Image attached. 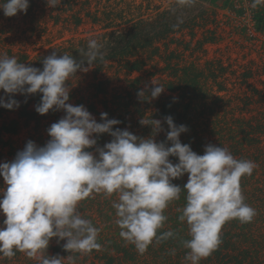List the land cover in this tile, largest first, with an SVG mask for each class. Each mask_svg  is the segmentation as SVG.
Instances as JSON below:
<instances>
[{"label":"trees","instance_id":"trees-1","mask_svg":"<svg viewBox=\"0 0 264 264\" xmlns=\"http://www.w3.org/2000/svg\"><path fill=\"white\" fill-rule=\"evenodd\" d=\"M251 3L252 0H201L185 6L175 1L167 8L159 9L157 5L148 12L151 7L130 0H87L83 10L74 9L72 0H61L55 8L48 7L46 0H29L30 6L23 13V18L25 14L26 19L29 16L31 24L37 25L41 19L37 12L41 11L49 13L53 23L62 22L65 28L71 24L77 27L91 24L95 27L98 25L99 29L88 37L77 40L70 38L67 40L69 45H62V51L33 54L34 50L26 44H35L31 38L36 31L31 33L28 40H24L19 33L21 31L15 32V24L3 23L0 19V56L7 54L15 57L19 63L43 70V60L53 52L57 56L68 54L78 60L84 59L80 55L81 50L86 51L89 40L96 39L103 45L104 59L92 65L107 66L122 58L127 75L136 73L137 76L129 79L125 90L122 86L114 88L112 98L109 97V89L105 88V83L109 85L111 78L100 79L93 93L94 100L91 101L93 114L101 120V113H107L109 119L121 122L113 130L127 129L138 138L153 136L152 126L141 125V119L160 120L163 131L155 134L154 138L156 142H166L169 146L170 142L166 140L168 125L164 121L165 117L171 116L177 126H187L188 131L180 135L181 143L190 145L197 154L203 155L205 146L211 144L226 148L238 160L255 162L257 167L253 174L242 177L240 184L245 203L255 210L261 207L264 209L260 192L264 191V57L253 56L256 48L260 54H264L258 48V42L264 36V3L256 8H252ZM36 4L44 6L36 7ZM230 8L244 12L242 15L247 19L246 26L235 22ZM154 10H157L155 14L152 13ZM223 10H229V13L223 14ZM208 47H212L211 56ZM149 55L158 60L151 59L150 64L154 67L147 69V74L143 75L141 73L146 70L144 67L149 64ZM205 57L208 58L203 62ZM150 72H154L156 77H152ZM152 81L165 87L164 92L155 99L150 96L154 86ZM75 90L80 93L83 101L92 94L86 85L79 84L71 89L70 100L74 98ZM141 90L145 91L143 98L138 97ZM102 95L106 97L102 98ZM0 97L7 99L2 90ZM12 98L19 101L18 108L10 110L0 107V163L13 161L28 141L35 143L37 131L43 128L44 122L49 125L65 115L63 110L62 113L61 110H50L45 115L37 113L35 106L40 103L39 93L16 94ZM14 112L19 116L7 118V115ZM39 122H42V127ZM28 132L34 134L27 138L24 133ZM112 139L108 134L100 135L96 147H103ZM6 148H9L8 153H5ZM88 150L95 153V148ZM9 153L10 158L7 157ZM169 159L174 164L178 162L176 157ZM187 180L188 174H185L172 182L183 190ZM4 189L6 184L0 176V198ZM185 197L186 192L182 191L180 199L172 202L165 210L168 220L158 232L159 235L172 230L175 237L160 243L154 242L147 251L155 252L161 245L184 249L181 240L190 239L188 225L180 222L178 217L186 204ZM256 198L261 205L255 202ZM92 199L94 202L97 200ZM94 202L90 204L97 205ZM78 210L100 229L98 242L101 249L104 251L105 244L111 249L104 256L103 264H123L140 256L133 244L122 241L120 228L116 220L111 221L107 216L108 212L102 209L97 211L101 221L100 218L86 216L80 207ZM255 222L253 219L251 223L241 224L238 220H231L223 226L222 244L213 252L222 258V264L264 263V241L256 240L255 237L251 241L246 232V228L250 229ZM112 228L117 229L113 231ZM109 233L115 237H110ZM64 243L62 241L55 245L64 250ZM225 249L228 251L221 256ZM211 256L206 259H211ZM184 259L185 256H182L177 261ZM200 264H203V259Z\"/></svg>","mask_w":264,"mask_h":264},{"label":"clouds","instance_id":"clouds-1","mask_svg":"<svg viewBox=\"0 0 264 264\" xmlns=\"http://www.w3.org/2000/svg\"><path fill=\"white\" fill-rule=\"evenodd\" d=\"M61 0H46L55 8ZM191 6L195 0H178ZM264 0H252L256 8ZM29 0H4L0 9L7 17L26 13ZM103 45L90 39L87 50H81L84 59L56 52L43 60V70L19 63L7 54L0 56V107L18 108L16 94H41L35 110L40 115L50 110H63L65 115L53 123L44 146L28 141L25 148L11 162L0 163V176L6 184L0 198V214L6 218L0 226V254L11 259L23 252L39 264H64V257L50 256V241L65 240L63 248L69 253L88 254L99 250L100 229L84 218L78 206L93 194L106 198L116 195L112 207L116 210L119 235L144 254L155 243L174 238L172 230L161 232L168 217L169 205L186 192V204L178 220L186 222L190 239L181 240L189 251L185 260L200 264L219 249L222 228L231 221L251 223L256 210L245 203L240 180L251 176L257 167L251 160H238L226 148L206 145L204 154L194 152L182 144L180 135L187 126H177L171 116L166 142H156L155 134L163 131L156 119H141V125H150L153 136L138 138L127 129H114L121 122L101 113V121L83 105L68 103V81L78 71L86 72L97 60L103 61ZM87 63L88 67H85ZM150 96L155 99L165 87L152 81ZM145 91L138 92L143 98ZM103 134L113 139L96 147L97 137ZM95 148V153L88 149ZM170 157L178 158L177 163ZM188 174L183 190L172 181ZM172 254H175L173 250ZM67 259L74 264V257Z\"/></svg>","mask_w":264,"mask_h":264},{"label":"rangeland","instance_id":"rangeland-1","mask_svg":"<svg viewBox=\"0 0 264 264\" xmlns=\"http://www.w3.org/2000/svg\"><path fill=\"white\" fill-rule=\"evenodd\" d=\"M86 1L87 0H72V5L74 6V9L80 8L83 10L87 6L85 4ZM130 1H134L138 4L143 3L144 7H151V9L148 11V12H150L151 10L155 9V6H157V5L159 6L158 7L159 9H163L165 7L167 8L171 5H173V3L175 1H178V0H130ZM199 1H201V0H195V2H197V3H199ZM3 3H4V0H0V4H3ZM42 6H44V5L43 4L42 5L36 4V7H42ZM195 6H197V5H195ZM230 9H232V8H230ZM156 11L157 10H154L152 13L155 14ZM222 12H223V14H227V13H229V10L228 11L223 10ZM37 13L41 16V19H40V21H38L36 23L37 25H34V24L29 23L30 22L29 16H28V19H26V14L24 15L25 18H23V13H18L16 16H13V17H7L4 15L3 10L0 9V19H2L3 23H12L11 25L15 24L17 26V27H15V32H16V30L21 31L19 33L22 34V37L24 40H28L31 33L36 31L34 37L31 38V41H34L35 44L34 45L33 44H26L27 47L34 50L33 54L38 53V52L62 51V45L63 46L69 45L68 41L70 38H72L73 40H77V39L82 38V37H88V36L94 34V31L96 32V29H99L98 25L95 27L91 24H83L80 27H77V26L71 24L70 27L65 28L64 24L62 22H60L59 24L53 23V20H51L49 18V13H44L41 11L37 12ZM230 13L233 14V18H234L235 22H239L242 25L246 26L247 19H245V17L242 15L244 13L243 11L232 9ZM248 18H249V16H248ZM27 35H29V36H27ZM258 43H259L258 48L260 49V51L262 53H264V36L261 38V41H259ZM208 49L210 51L209 56H211L213 54L212 47H210V48L208 47ZM253 53H254L253 54L254 57H259V55L264 57V54H260V52L258 51L257 48H256L255 52H253ZM152 56L153 55L148 56L147 60H148L149 64L144 67L146 70H144V72H142L141 74H143V75L147 74V71H148L147 69L154 67V66H152V64H150V63H152V61H150L152 59ZM207 58L208 57L203 58V62L206 61ZM152 60L157 61L158 58H154ZM86 67H88V66H86ZM150 75L152 77H156L154 72H150ZM134 76H137V74L133 73V74L127 75V71L125 70V68L123 66V59L122 58H120L119 60H115L114 62L108 64L107 66H105L104 64H103V66L91 65L89 67V70L86 72L78 71L76 76H73L70 78V81L68 82V84L70 86V96L72 95L71 89L76 88V85H79V84L86 85L92 94L90 95V97H89V95L87 96L86 101H83L81 99V97L79 96L80 93L75 90L74 98H72L71 100L69 99V101H71V104L74 106L75 105L76 106L81 105V103L83 101L82 105L85 106V108L92 115H94L93 117L97 120V122H99V121H101L100 117L98 115L93 114L94 111H92L93 109L91 108V105H92L91 101L94 100V94L93 93L95 92L96 87H98V82L100 81V79H105V77L111 78V81L108 82L109 85H107L105 83V88L109 89V97L112 98V96L114 94V88H116V87L120 88V86H122V88L125 90V88L127 87V84H129L128 83L129 79L131 77H134ZM105 97L106 96L102 95V98H105ZM78 98L81 100L77 101ZM97 101H99V100H97ZM97 104H99L101 106L100 101L97 102ZM20 110L21 109H18V111H20ZM61 113H62V110H61ZM18 116L19 115L14 112V113H10L9 115H7V118H11V117L15 118ZM61 118H62V116L60 117V119ZM57 121H52L51 124H49V125H47V124L45 125V122H44L43 128L38 129V131H37L38 133L36 135V142H35V144L37 146H44L48 142L50 137L47 133V129L53 123H55ZM35 124H36V122H35ZM38 124L40 125V127H42L41 126L42 122H39ZM25 130H27V129H25ZM24 134H25V137L28 138V137H30L31 134H34V132H28V133H24ZM6 137H8V135ZM8 151H9V148H6L5 153H8ZM7 157L10 158L11 153H9L7 155ZM260 192H261L262 201H263L264 200V196H263L264 191L262 192L260 190ZM92 198L97 199L96 202H94V200ZM116 199H117V197L115 194H113L112 197H108V198H106L103 194H93V196L82 201L78 207L83 209L82 212H84V213L86 212V216H88V217L92 216V218H95V219L100 218V220H101V217L99 216L98 212H99V210L102 209L103 211L108 212L107 216L110 217L111 221H112V220L117 219L116 210L112 207V202H113V200H116ZM92 202L97 203V205L90 204ZM255 202L257 204L261 205L260 201L257 198L255 199ZM92 210H93V212H92ZM263 211H264V209L262 207L259 208L258 210H256L257 215L254 217L256 222L252 224L250 229L246 228L247 229L246 232L249 235V240H251V238L255 237L256 240L261 239L262 241H264V239H262L263 234H264V212ZM262 212H263V214H262ZM5 218L6 217L4 215L0 216V226H3V220ZM101 221H103V220H101ZM108 221L109 220H107L106 222H108ZM115 229H117V228H112L113 231ZM109 236L115 237L114 234H112V233H109ZM62 241L66 242L65 240H62ZM62 241H59V243ZM122 241L124 242L125 240L122 239ZM59 243L57 242V238H53L50 241L47 252L50 256H57L58 255L60 257H64L65 258L64 264H72V262L67 259V256H69V255L74 257V264H76V262L81 263V264H103L102 262L103 261L105 262L104 256L106 255L107 252H111V249L109 248L108 244H105V247H103L104 251L100 248L99 250H93L91 253H88V254L69 253V252L64 254V250H62V247H59V245H55V244H59ZM173 250H175L174 255L172 254ZM188 251L189 250L186 248L178 249L175 246L167 245L164 247V245L163 246L161 245V248L155 252L146 251L144 254H140V256L137 255L136 258L129 259L128 261H125V259H123V261H125V262H123V264H179V263L190 264V262L186 261L185 259L182 261H177L179 259H182V256H185ZM226 251H228V250L225 249L224 252H222L221 256ZM222 262H223L222 258L216 256L215 254H213L211 256V259H203V264H222ZM0 264H39V261L36 259L28 258L25 255V253H23V252H16V255L14 257H12L11 259L3 257L2 254H0Z\"/></svg>","mask_w":264,"mask_h":264}]
</instances>
